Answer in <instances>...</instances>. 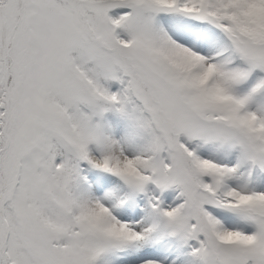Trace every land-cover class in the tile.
Here are the masks:
<instances>
[{
	"label": "snow or ice",
	"instance_id": "1",
	"mask_svg": "<svg viewBox=\"0 0 264 264\" xmlns=\"http://www.w3.org/2000/svg\"><path fill=\"white\" fill-rule=\"evenodd\" d=\"M0 264H264V0H0Z\"/></svg>",
	"mask_w": 264,
	"mask_h": 264
}]
</instances>
